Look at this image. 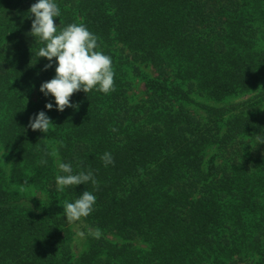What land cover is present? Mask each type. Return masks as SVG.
<instances>
[{
    "label": "trees",
    "instance_id": "16d2710c",
    "mask_svg": "<svg viewBox=\"0 0 264 264\" xmlns=\"http://www.w3.org/2000/svg\"><path fill=\"white\" fill-rule=\"evenodd\" d=\"M36 2L0 0V264H264V0H55L115 73L63 112L39 90L56 65L29 35ZM58 162L98 184L58 192ZM85 190L94 210L69 223Z\"/></svg>",
    "mask_w": 264,
    "mask_h": 264
},
{
    "label": "clouds",
    "instance_id": "9594fccd",
    "mask_svg": "<svg viewBox=\"0 0 264 264\" xmlns=\"http://www.w3.org/2000/svg\"><path fill=\"white\" fill-rule=\"evenodd\" d=\"M28 13L34 17L31 23L29 35L38 38L44 46L40 47L37 56L45 58L49 63L44 70L52 67L55 58V75L52 79L40 85V92L44 96L51 95L55 101L57 111L63 112L66 108H76L78 105L70 103L73 94L83 91L85 94L96 90L105 95L115 91L114 70L111 57L98 51V37L90 32L83 24H68L58 29L54 22L55 17L61 15L55 0H37L32 4ZM45 108L51 110L52 103H46ZM53 123L44 111L30 117L28 127L33 131L49 133ZM62 145V141L59 142ZM5 155V153H4ZM50 155L58 156V150L54 149ZM101 159L105 166L114 163L111 153L105 152ZM41 160L40 164H46ZM58 168L63 175L56 176L58 192H64L66 187H75L91 182L97 185L92 171H80L73 174L72 165L58 162ZM98 190V188H97ZM96 196L89 191H84L74 202L65 201L63 212L69 223L86 218L94 210ZM83 236L84 234L78 233ZM95 238H100L101 230L97 228L93 233Z\"/></svg>",
    "mask_w": 264,
    "mask_h": 264
},
{
    "label": "rangeland",
    "instance_id": "374dc122",
    "mask_svg": "<svg viewBox=\"0 0 264 264\" xmlns=\"http://www.w3.org/2000/svg\"><path fill=\"white\" fill-rule=\"evenodd\" d=\"M246 98H248V97H245L243 99H246ZM240 100L241 99H238V100H236V102H239ZM74 226H75L74 227V232L76 234L75 241H74V249H75V252L78 253V252L83 251L86 248V244H85L86 239H85L84 235L83 236L78 235V233H81L82 232L80 230V226L78 225V223H76ZM87 232L89 234V232H91V230L88 229Z\"/></svg>",
    "mask_w": 264,
    "mask_h": 264
}]
</instances>
